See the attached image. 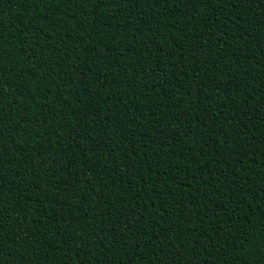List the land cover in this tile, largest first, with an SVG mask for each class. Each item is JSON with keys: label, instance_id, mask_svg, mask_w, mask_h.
Masks as SVG:
<instances>
[{"label": "trees", "instance_id": "1", "mask_svg": "<svg viewBox=\"0 0 264 264\" xmlns=\"http://www.w3.org/2000/svg\"><path fill=\"white\" fill-rule=\"evenodd\" d=\"M0 264H264V0H0Z\"/></svg>", "mask_w": 264, "mask_h": 264}]
</instances>
